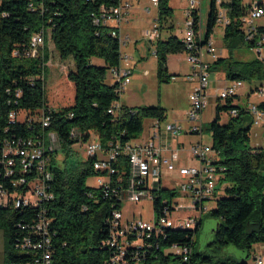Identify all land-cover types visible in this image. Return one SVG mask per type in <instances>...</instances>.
Here are the masks:
<instances>
[{
  "label": "trees",
  "instance_id": "16d2710c",
  "mask_svg": "<svg viewBox=\"0 0 264 264\" xmlns=\"http://www.w3.org/2000/svg\"><path fill=\"white\" fill-rule=\"evenodd\" d=\"M112 1L0 0V158L6 139L29 138L54 131L59 136L60 149L70 153L74 144L70 138L73 127L82 131L84 141L91 132L98 133L104 141L113 137L126 141L141 134L147 117L166 116L165 108L160 105L134 108L123 104L117 115L108 111L119 96L115 93L117 84L107 82V72L120 64L121 46L119 38L112 35L115 28L94 24L93 14L102 3ZM168 2H158L161 24L172 16L173 8ZM221 5L228 9L230 19L224 30L225 39L241 38L246 45L239 21L246 9L243 0L222 1ZM216 9L217 0H211L206 37L217 25ZM42 28L47 31L44 58L13 54L15 49L22 50L27 46L32 35ZM51 40L61 59H74L75 68L62 72L53 83L47 84L46 79L43 81L38 76L47 69ZM230 47V55L218 57L211 67H223L228 80H248L258 84L255 88L264 84V63L257 58H235L232 43ZM184 50L177 35L159 38L156 56L161 82H169L168 55ZM18 89L21 90L20 97L16 95ZM258 105L264 109V102ZM232 107L230 103L218 105L217 116L210 124L213 147L220 152L218 163L225 168L221 183L227 184L224 195L208 213L219 222L212 241L204 248L198 247L197 240L193 243L190 264H246L245 261H232L221 250L234 245L248 254L255 243L264 242V146L253 148L250 145L253 118L246 120L248 112L245 109L224 123L220 121L221 111ZM39 108L52 110L48 127L42 129L39 122L28 121L10 124L12 110L33 114ZM56 153L52 154L49 163L53 172L50 183L54 198L43 205L51 220L52 264H106L110 250L103 247L102 242L108 237L107 220L117 200L106 197L104 188L87 185V179L97 174L91 159L68 162L65 157L60 162ZM0 183L11 186L1 173ZM159 194L171 195L165 190ZM159 204L160 199L155 200V206ZM39 210L32 206L0 208L5 251L3 264H22L32 259L33 254L21 252L16 243L28 234L29 228L23 226L32 224ZM168 234L169 238L161 242L162 247L172 242H190L189 236L193 233L187 228L170 227ZM161 248L157 258L148 257L144 264H181L180 257L164 256Z\"/></svg>",
  "mask_w": 264,
  "mask_h": 264
},
{
  "label": "built area",
  "instance_id": "2783aa9c",
  "mask_svg": "<svg viewBox=\"0 0 264 264\" xmlns=\"http://www.w3.org/2000/svg\"><path fill=\"white\" fill-rule=\"evenodd\" d=\"M151 1L158 5L159 0ZM221 2L217 0L216 23L226 27L230 19L228 9ZM200 4L199 0H188L184 13V35L180 38L191 66L186 78L195 82L189 93L190 107L183 119L168 121L167 116L147 117L146 135L141 137L140 134L126 141L120 137L104 141L96 132H91L84 141L78 127H73L70 131V138L74 140L72 148H83L87 154L85 160H92V167L98 175L97 187L104 188L106 197L117 200L107 220L108 237L102 242L103 247L110 250L106 264H144L148 257L157 258L162 247L161 242L169 238L170 226L187 227V231L193 234L189 236L190 242H172L162 247V254L180 257L181 264H190L194 253L193 243L198 238L197 231L202 226L203 216L215 208L206 202L215 200L222 186L221 177L225 168L218 163L219 150L212 143L204 142V111L213 95L209 87L211 65L220 56L214 51L212 34L206 37ZM30 5L35 7L33 3ZM245 5L246 9L239 19L244 41L264 63V2ZM130 9L129 1L113 0L111 3H102L98 12L93 14V22L96 25L114 27L112 35L119 38L122 47L128 42L129 36L121 35L119 29L127 21ZM160 27L161 23L157 19L154 26L144 30L143 34L150 41L159 40ZM46 35L44 28L35 32L29 44L22 50L15 49L13 54L26 58H44ZM48 49L50 57L47 67L52 53L49 46ZM153 53L156 54V49ZM208 55L212 59L206 58ZM129 59V55L121 54L120 64L110 69L112 84H117L115 93L119 96L108 110L114 115L122 108L121 95L131 82L132 69L126 67V64L123 66L122 62L126 61L128 64ZM38 78L44 81L45 72ZM243 84V80H231L218 89L217 97L229 100L238 94ZM255 92L262 99L261 102H264V84L257 86ZM16 95L20 97L21 90H16ZM245 110L252 114L256 124L264 119V109L258 104H251ZM240 111V108L234 106L228 110V114L236 117ZM21 113L25 114L24 119L20 118ZM51 114L52 110L45 108H39L33 114L25 110H12L9 113V122H39L44 129L51 124ZM192 135H198L199 138L195 142L182 140V136ZM60 148L59 136L54 131L35 137L6 139L3 144L0 173L10 181L11 186L0 183V208H40L33 223L23 226L29 228L28 234L16 243L21 252L33 254L32 259L22 264H52L51 220L43 205L54 198L50 183L53 172L49 163L52 154ZM164 174L170 177L167 183L164 182ZM162 190L170 192L171 195L161 196L159 192ZM157 199H160V204L156 207ZM186 199L188 201L183 203ZM146 200L153 201V218L135 217V211L131 212L130 217L125 215V202L136 204ZM258 244V252L252 254L250 250L248 257L242 261L246 264H264V242ZM251 257L252 262L249 263Z\"/></svg>",
  "mask_w": 264,
  "mask_h": 264
},
{
  "label": "rangeland",
  "instance_id": "374dc122",
  "mask_svg": "<svg viewBox=\"0 0 264 264\" xmlns=\"http://www.w3.org/2000/svg\"><path fill=\"white\" fill-rule=\"evenodd\" d=\"M129 1L131 4L130 20L128 22H123L122 24V34L130 35L128 42L121 47V53L130 56L129 62H123V66H128L132 69L131 82L126 87L125 91L121 95V101L126 105L134 108L142 106H157L160 105L166 110V116L168 121L174 119H181L185 116L186 110L190 107L189 101V86L185 79L183 72L188 67L186 54H169V67L172 71L177 72L175 74L170 73L168 70L169 82H161L158 78V58L156 54L153 53L156 49V43L158 41H150L144 36L143 31L150 29L154 26L157 19H159V6L154 4L151 0H123ZM200 13L203 20V28L206 26L207 18L210 12V1L211 0H199ZM223 2H230L231 0H221ZM264 2V0H243L244 4ZM169 6H172V17L174 20L175 28L172 32L167 31L165 28L160 32L161 38L166 39L168 35L174 34L178 37L184 35L183 23H184V13L188 6V0H169ZM147 8L150 11H147ZM264 20V19H262ZM164 22V20H163ZM225 26L217 24L214 27L212 33V39L214 41L215 53L218 56H229L230 55V44L234 48L233 55L235 58L243 60H251L257 58V53L254 50L246 47L242 42L241 38H233L226 40L224 37ZM171 33V34H170ZM51 62L45 71L46 83H53L62 72L68 71L69 69L75 68V61L72 57L63 60L60 57L59 51L56 49L54 42L49 41ZM138 45V48H137ZM145 55L146 57H142ZM206 57V56H205ZM206 58L212 59L211 55ZM208 59V60H209ZM258 59V58H257ZM244 84L239 88L238 94L228 99H219L217 97L218 89L222 88L224 85L231 82L226 77L225 69L223 67H211L210 76V90L212 91V97L210 102L204 111V142L212 143V132L210 130L211 122L217 116V105H227L231 104L237 106L240 109H246L251 104H259L262 99L258 97L255 92V87L258 84L251 83L248 80H243ZM107 82L112 83L113 78L110 72H107ZM25 114L21 113L20 118L24 119ZM252 114L248 113L246 120L252 119ZM230 118L228 111H221L220 121L224 123ZM148 123L145 122L144 130L141 132V137H144L147 133ZM185 136H182V140ZM190 137V136H189ZM198 135H192L190 137L193 142L198 139ZM188 139V138H187ZM250 145L253 148H260L264 146V119L260 120V123L256 124L252 122L250 130ZM73 149V148H72ZM56 157L60 162H63L66 157L68 162L76 161L77 159H86L87 154L83 148L79 149V146L75 147L72 152L68 153L65 150L58 149ZM170 177L167 174L163 175L164 182L167 183ZM87 185L97 187L98 186V175L90 176L87 181ZM226 183H222L215 200L207 201L206 204L211 207L216 206V199L224 195ZM188 200H183L186 203ZM152 200H146L140 203L132 204L129 202L124 203L125 215L128 217L132 216V211H135V217L142 216L143 218L151 219L154 216V207ZM186 214V213H183ZM219 220L216 217L209 216L205 214L203 216V223L198 232L197 245L200 248H204L207 243L212 241L214 236V228L217 226ZM258 243H255L251 252L254 254L258 252ZM166 250V249H165ZM169 251V249H167ZM222 253L228 255L232 261H242L246 258L247 253L243 250L237 248L234 245L225 246ZM4 233L0 230V264L4 262ZM249 263L252 262V257L248 260ZM154 264H159L155 262ZM178 264V263H170ZM201 264H209L202 262Z\"/></svg>",
  "mask_w": 264,
  "mask_h": 264
},
{
  "label": "crops",
  "instance_id": "0c3cea01",
  "mask_svg": "<svg viewBox=\"0 0 264 264\" xmlns=\"http://www.w3.org/2000/svg\"><path fill=\"white\" fill-rule=\"evenodd\" d=\"M172 7V6H171ZM149 9V8H148ZM149 11H150V9H149ZM130 12H131V9H130ZM172 16H170V17H168L167 19H165L164 20V22L161 24V27H160V31L162 32V30L165 28L167 31H169V32H172L173 30H174V28H175V25H174V20L173 19H171V21H170V18H171ZM130 20V13H129V17H128V19H127V21L126 22H128ZM119 32H120V34L121 35H123L122 34V25H121V27H120V29H119ZM171 34V33H170ZM172 35V34H171ZM125 36H129V39H130V35L129 34H126ZM170 35H168V37H169ZM168 37H166V38H168ZM180 38V37H179ZM48 46H49V48H50V44H48ZM137 48H138V45H137ZM178 54V53H177ZM142 57L144 58V57H146L145 55H142ZM169 58V57H168ZM98 63H102V61H100V60H96ZM187 65H188V67H187V69H185V71L183 72V74H184V76H185V79H186V81H187V83H188V86H189V90H190V92H191V90H192V88H193V86H194V81H191V80H188L187 78H186V76L190 73V70H191V66H190V63L187 61ZM50 65V64H49ZM167 65H168V70H169V72L170 73H173V74H175V73H177V72H174V71H172L171 69H170V67H169V59L167 60ZM123 104H125V103H123ZM184 118V117H183ZM183 118H181V119H183ZM188 138V139H187ZM183 140L185 141V142H189V141H191V139H190V137L189 136H187V137H184L183 138Z\"/></svg>",
  "mask_w": 264,
  "mask_h": 264
},
{
  "label": "bare ground",
  "instance_id": "6f19581e",
  "mask_svg": "<svg viewBox=\"0 0 264 264\" xmlns=\"http://www.w3.org/2000/svg\"><path fill=\"white\" fill-rule=\"evenodd\" d=\"M171 228H187V227H178V226H170Z\"/></svg>",
  "mask_w": 264,
  "mask_h": 264
},
{
  "label": "water",
  "instance_id": "95a60500",
  "mask_svg": "<svg viewBox=\"0 0 264 264\" xmlns=\"http://www.w3.org/2000/svg\"><path fill=\"white\" fill-rule=\"evenodd\" d=\"M217 228V226L214 228V230ZM246 257H248V254L246 255Z\"/></svg>",
  "mask_w": 264,
  "mask_h": 264
}]
</instances>
